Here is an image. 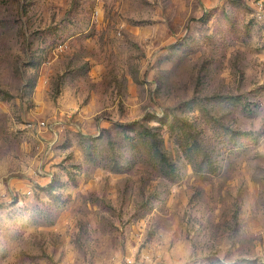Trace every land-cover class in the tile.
Wrapping results in <instances>:
<instances>
[{
  "label": "rangeland",
  "instance_id": "obj_1",
  "mask_svg": "<svg viewBox=\"0 0 264 264\" xmlns=\"http://www.w3.org/2000/svg\"><path fill=\"white\" fill-rule=\"evenodd\" d=\"M0 264H264V0H0Z\"/></svg>",
  "mask_w": 264,
  "mask_h": 264
}]
</instances>
